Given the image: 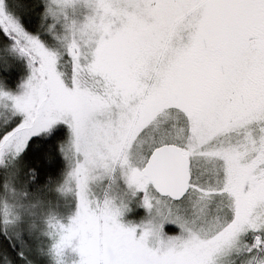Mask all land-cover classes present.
I'll return each mask as SVG.
<instances>
[{
	"label": "snow or ice",
	"instance_id": "snow-or-ice-1",
	"mask_svg": "<svg viewBox=\"0 0 264 264\" xmlns=\"http://www.w3.org/2000/svg\"><path fill=\"white\" fill-rule=\"evenodd\" d=\"M84 2L91 15L69 25L58 54L0 0V29L31 68L23 95L7 97L21 119L0 127V155L19 154L57 121L72 133L63 190L78 207L52 226L57 257L70 249L77 264H219L232 252L264 254V0ZM52 3L56 17L74 0ZM101 46L122 50L119 63L98 56ZM121 184L142 193L146 221L120 222ZM165 224L179 234L165 236Z\"/></svg>",
	"mask_w": 264,
	"mask_h": 264
},
{
	"label": "rangeland",
	"instance_id": "rangeland-1",
	"mask_svg": "<svg viewBox=\"0 0 264 264\" xmlns=\"http://www.w3.org/2000/svg\"><path fill=\"white\" fill-rule=\"evenodd\" d=\"M43 1L45 5L44 18L45 21H47L45 30L48 35V41L45 43L39 37H31L39 40L47 50L63 54L70 36L69 25L73 22L76 24L83 23L86 17L91 15L92 10L85 4L84 0H74V3L65 7L62 13H58L56 17H53L48 14V9L50 7L55 8L56 5L52 3V0ZM3 12L6 15L4 8ZM16 51L19 52L18 49H16ZM97 55L115 65L119 63L123 56V52L120 49H110L107 46H101L98 49ZM24 56L27 62L28 76L20 83L15 92L8 95L6 94L7 97L20 96L26 91V84L31 76V68L29 66L28 57L26 55ZM68 71L70 72V68ZM11 103V100H9L7 105L9 106ZM1 110L2 106H0V127L6 117L5 115L1 118L3 114ZM58 125L66 128L67 135L60 145V152L64 160V170L56 188L52 190L45 199L35 202L29 201L28 204H25V208H23V204H21L20 210L17 211L14 208L12 209L11 184L9 182L3 184L0 192V210L1 212H5L8 217L9 230L16 238L20 236L26 240L29 246V258H32L33 262L36 264H77L79 259L77 253L70 249L64 250L60 257H57L53 250V245L58 239V234L52 226L57 223L67 225L75 216L78 207L75 193L73 191L63 190L65 181L71 170L65 152L71 143L72 133L70 127L64 121L55 122L48 130ZM5 153L0 155V163ZM11 160L7 161L5 167L12 162ZM117 196L118 199L115 201L117 206L119 207V197L121 196L126 205L125 208L122 209L119 217L122 224L125 226H135L149 218L148 210L142 205V193H137L133 196L131 192L121 184L117 190ZM162 231L165 236H174L179 234L180 229L175 225L165 224L163 225ZM244 240L251 243V235L245 236ZM259 260H264V254L257 255L254 260L252 255L241 250L240 252H232L220 257L219 264H256V261Z\"/></svg>",
	"mask_w": 264,
	"mask_h": 264
},
{
	"label": "trees",
	"instance_id": "trees-1",
	"mask_svg": "<svg viewBox=\"0 0 264 264\" xmlns=\"http://www.w3.org/2000/svg\"><path fill=\"white\" fill-rule=\"evenodd\" d=\"M2 4L6 16L27 35L48 41L43 0H2ZM16 49L14 40L0 29V93L7 95L15 92L28 76L25 56ZM9 100L7 96L0 97L1 118L6 115L2 126L9 118L14 122L21 119L19 115L12 116ZM66 135V128L58 125L33 135L19 154L5 153L0 163V192L3 184H11L12 209L17 211L21 204L25 208L29 201L45 199L56 188L64 170L60 145ZM8 160L12 162L5 167ZM8 223L7 215L0 210V264H36L29 258L26 240L13 236Z\"/></svg>",
	"mask_w": 264,
	"mask_h": 264
},
{
	"label": "clouds",
	"instance_id": "clouds-1",
	"mask_svg": "<svg viewBox=\"0 0 264 264\" xmlns=\"http://www.w3.org/2000/svg\"><path fill=\"white\" fill-rule=\"evenodd\" d=\"M71 39H72V35H71V32H70V36H69V38H68V41H67V43H68V42H70V41H71Z\"/></svg>",
	"mask_w": 264,
	"mask_h": 264
}]
</instances>
